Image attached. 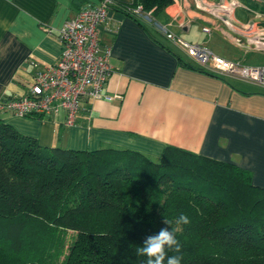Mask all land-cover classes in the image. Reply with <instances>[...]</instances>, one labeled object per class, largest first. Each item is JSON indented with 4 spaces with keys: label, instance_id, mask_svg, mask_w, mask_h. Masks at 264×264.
I'll return each mask as SVG.
<instances>
[{
    "label": "trees",
    "instance_id": "16d2710c",
    "mask_svg": "<svg viewBox=\"0 0 264 264\" xmlns=\"http://www.w3.org/2000/svg\"><path fill=\"white\" fill-rule=\"evenodd\" d=\"M171 2L132 0L125 10L154 17ZM182 213L188 225L176 223ZM163 227L181 244L168 251L181 264H264V188L247 170L173 146L155 161L42 148L0 121V264H145L136 249Z\"/></svg>",
    "mask_w": 264,
    "mask_h": 264
},
{
    "label": "crops",
    "instance_id": "0c3cea01",
    "mask_svg": "<svg viewBox=\"0 0 264 264\" xmlns=\"http://www.w3.org/2000/svg\"><path fill=\"white\" fill-rule=\"evenodd\" d=\"M220 1L172 0L150 21H137L125 10L132 0H111L98 35L99 43L110 48L112 69L102 93L121 99L84 98L71 127L63 126L61 114L37 118L0 111V121L42 148L127 150L157 160L164 146H173L247 170L252 183L264 188V90L180 67L177 59L187 57L161 31L219 57L207 40L224 41L244 53L234 45V34L197 6ZM237 1L233 20L264 26V0ZM96 3L0 0V100L28 92L34 72L30 64L53 66L61 51L57 30L81 7Z\"/></svg>",
    "mask_w": 264,
    "mask_h": 264
},
{
    "label": "built area",
    "instance_id": "2783aa9c",
    "mask_svg": "<svg viewBox=\"0 0 264 264\" xmlns=\"http://www.w3.org/2000/svg\"><path fill=\"white\" fill-rule=\"evenodd\" d=\"M111 0H98L87 4L57 30L61 45L58 60L53 66L39 67L31 63L34 72L25 95L2 99L0 111L18 117L62 115L65 127L74 125L81 100H120L119 95H103L112 69L108 64L110 48L99 43V29L106 25L107 7ZM214 20L234 34L233 43L245 54L264 53V26L255 21L239 23L233 20V12L240 7L237 0H221L208 5H197ZM251 11V10H250ZM131 14L150 21L149 12L140 6L131 9ZM254 17L260 15L254 13ZM166 40L176 45L188 60L209 72L234 78L264 90V65L248 66L240 61H229L209 51L205 46L182 41L166 29L161 30ZM208 35L209 29L201 28Z\"/></svg>",
    "mask_w": 264,
    "mask_h": 264
},
{
    "label": "clouds",
    "instance_id": "9594fccd",
    "mask_svg": "<svg viewBox=\"0 0 264 264\" xmlns=\"http://www.w3.org/2000/svg\"><path fill=\"white\" fill-rule=\"evenodd\" d=\"M165 225L170 222L164 220ZM178 225H188L190 220L187 215L180 214L176 220ZM171 250L175 253L181 252V244L174 232L168 227H163L158 233L147 236L141 247L136 249V254L145 258V264H181L182 255H168Z\"/></svg>",
    "mask_w": 264,
    "mask_h": 264
},
{
    "label": "rangeland",
    "instance_id": "374dc122",
    "mask_svg": "<svg viewBox=\"0 0 264 264\" xmlns=\"http://www.w3.org/2000/svg\"><path fill=\"white\" fill-rule=\"evenodd\" d=\"M198 37L199 36L197 34V38ZM200 39L206 40L207 38H205V36L204 37L201 36ZM206 45L209 48L218 49L217 51H215L218 53V55H220L222 57L224 56L227 58H234V59L237 58L244 65H248V66L264 65V53L252 52V53L244 54L241 51H238L236 48H232L227 43H225L224 41H221V40H207ZM228 79H232V78H228ZM231 81L235 82V83H239V84H245L246 86L250 87V85L246 84V82L242 83V82L236 81L234 79H232ZM151 160L155 161L154 159H151ZM72 235L73 234L71 232H67L66 233V241H68V239Z\"/></svg>",
    "mask_w": 264,
    "mask_h": 264
}]
</instances>
